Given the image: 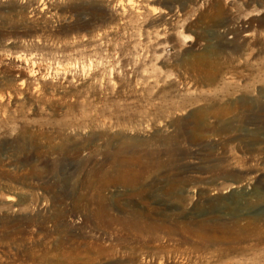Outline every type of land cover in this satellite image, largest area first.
Listing matches in <instances>:
<instances>
[{
    "label": "rangeland",
    "instance_id": "obj_1",
    "mask_svg": "<svg viewBox=\"0 0 264 264\" xmlns=\"http://www.w3.org/2000/svg\"><path fill=\"white\" fill-rule=\"evenodd\" d=\"M0 264H264V0H0Z\"/></svg>",
    "mask_w": 264,
    "mask_h": 264
},
{
    "label": "water",
    "instance_id": "obj_2",
    "mask_svg": "<svg viewBox=\"0 0 264 264\" xmlns=\"http://www.w3.org/2000/svg\"><path fill=\"white\" fill-rule=\"evenodd\" d=\"M232 181L235 182V183L239 182V180H232Z\"/></svg>",
    "mask_w": 264,
    "mask_h": 264
}]
</instances>
